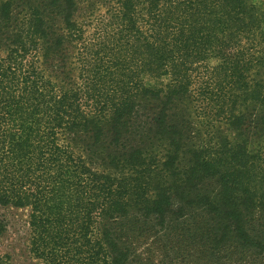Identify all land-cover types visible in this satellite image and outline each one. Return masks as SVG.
<instances>
[{"label":"trees","instance_id":"obj_1","mask_svg":"<svg viewBox=\"0 0 264 264\" xmlns=\"http://www.w3.org/2000/svg\"><path fill=\"white\" fill-rule=\"evenodd\" d=\"M96 1L0 0V204L31 254L264 264V6Z\"/></svg>","mask_w":264,"mask_h":264},{"label":"rangeland","instance_id":"obj_2","mask_svg":"<svg viewBox=\"0 0 264 264\" xmlns=\"http://www.w3.org/2000/svg\"><path fill=\"white\" fill-rule=\"evenodd\" d=\"M264 6V0H254ZM98 11H104L105 4L103 1H96ZM89 5L81 3L78 7L76 18L82 23L86 24V15ZM204 120H198L194 127L196 132H200L202 137L208 135V129H206V122ZM223 126V125H222ZM208 128V127H207ZM219 128L218 131H222ZM0 220H3L6 224V231L1 239L2 249L8 252L12 256L11 264H43L38 259L34 258L30 252V210L28 208H18L12 205L0 204Z\"/></svg>","mask_w":264,"mask_h":264}]
</instances>
